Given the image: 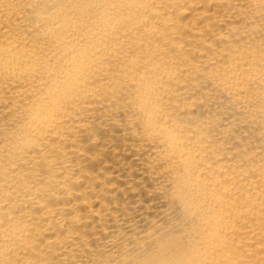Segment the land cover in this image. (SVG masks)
<instances>
[{
  "label": "bare ground",
  "instance_id": "bare-ground-1",
  "mask_svg": "<svg viewBox=\"0 0 264 264\" xmlns=\"http://www.w3.org/2000/svg\"><path fill=\"white\" fill-rule=\"evenodd\" d=\"M0 264H264V0H0Z\"/></svg>",
  "mask_w": 264,
  "mask_h": 264
}]
</instances>
